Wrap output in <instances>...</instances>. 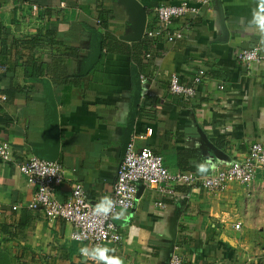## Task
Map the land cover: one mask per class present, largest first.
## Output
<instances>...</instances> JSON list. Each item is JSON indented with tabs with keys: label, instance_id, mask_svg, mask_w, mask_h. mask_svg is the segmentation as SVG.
I'll use <instances>...</instances> for the list:
<instances>
[{
	"label": "crops",
	"instance_id": "1",
	"mask_svg": "<svg viewBox=\"0 0 264 264\" xmlns=\"http://www.w3.org/2000/svg\"><path fill=\"white\" fill-rule=\"evenodd\" d=\"M181 1L139 0L146 27L128 41L122 0H0V142L10 143L13 157L0 160V264L5 257L11 264H167L175 246L186 264H264V170L252 185L220 192L181 184L169 195L140 185L133 207L115 219L122 239L91 247L70 238L71 223L29 207L36 188L16 166L56 150L65 178L54 197L68 201L82 184L93 204H104L132 112L131 136L145 135L135 146L151 147L171 171L208 175L264 142V61L238 58L255 44L264 53V0H220L226 40L216 0H187L199 6L196 14L146 37L159 29L154 8ZM175 30L183 36L168 41ZM95 33L102 52L91 64ZM33 63L41 74L26 73ZM199 68L206 78L193 98L170 92L171 73L189 84Z\"/></svg>",
	"mask_w": 264,
	"mask_h": 264
},
{
	"label": "built area",
	"instance_id": "2",
	"mask_svg": "<svg viewBox=\"0 0 264 264\" xmlns=\"http://www.w3.org/2000/svg\"><path fill=\"white\" fill-rule=\"evenodd\" d=\"M206 4L208 0H201ZM35 13L37 5L32 4ZM200 10L187 0L176 4H160L154 8L159 29L145 32L146 37L166 32L174 18L196 14ZM36 14V13H35ZM183 36L181 30L167 33V40ZM238 58L246 63L260 64L264 61V53L259 44L241 49ZM206 78V70L199 68L193 73L189 84H182L176 73L169 77V90L180 94L185 99L195 96L196 86ZM141 82L145 77L140 76ZM147 133H151L150 130ZM145 135L131 136L125 154L119 165L113 189L104 204H93L88 198L82 184H75L68 201H59L54 197V191L65 178V169L57 160L32 156L16 163L17 168L26 176L28 185L35 186V193L29 207L40 210L50 218H61L73 225L70 238L85 242L91 247H102L109 243H118L122 239L115 219L122 210L133 207L140 185L154 187L172 195L177 185L200 184L209 191H223L228 184L238 183L242 186L252 185L259 172L264 170V142H254L248 152L238 161L218 170L201 176L192 170L171 171L163 163V157L149 146L137 148L135 138ZM0 160L12 161L9 142H0ZM235 229L241 228V222H236ZM87 254V252H83ZM144 264V263H135ZM167 264H186L178 246L173 248Z\"/></svg>",
	"mask_w": 264,
	"mask_h": 264
},
{
	"label": "water",
	"instance_id": "3",
	"mask_svg": "<svg viewBox=\"0 0 264 264\" xmlns=\"http://www.w3.org/2000/svg\"><path fill=\"white\" fill-rule=\"evenodd\" d=\"M122 2L126 6L127 12L130 14V20H131V34L124 35L122 36V38L128 41L140 40L143 36L144 30L146 27L147 11L145 7L139 2V0H122ZM215 3H216V8L218 10V15H219L218 22L220 23V29L223 33L221 37L222 39L226 40L229 36V30L226 25L224 11H223L220 0H216ZM94 36L97 39V48H96L95 57L93 58V61H91V64H93L94 61L95 62L97 61V59L99 58L102 52V44H101V41L98 40L97 33H95ZM137 84H138L137 89L139 90V87L141 85V80L139 78H138ZM139 97H140L139 93H136L134 96L133 106L135 108L138 105ZM54 113L56 115L55 106H54ZM134 120H135V112H132L131 118L128 124V128H127V132H126V135L123 141L122 149H121L122 156H124L127 145L131 139V135L133 133V128H134ZM55 129H58V128L55 126ZM57 140H58V136H57ZM56 155H57L56 150H53L49 152V155L46 156V158L54 160L56 159ZM4 264H11L7 257L4 258Z\"/></svg>",
	"mask_w": 264,
	"mask_h": 264
},
{
	"label": "trees",
	"instance_id": "4",
	"mask_svg": "<svg viewBox=\"0 0 264 264\" xmlns=\"http://www.w3.org/2000/svg\"><path fill=\"white\" fill-rule=\"evenodd\" d=\"M43 72V69L40 65H37L35 63L31 64L29 68H27V74L28 75H39Z\"/></svg>",
	"mask_w": 264,
	"mask_h": 264
},
{
	"label": "clouds",
	"instance_id": "5",
	"mask_svg": "<svg viewBox=\"0 0 264 264\" xmlns=\"http://www.w3.org/2000/svg\"><path fill=\"white\" fill-rule=\"evenodd\" d=\"M115 264H119V261H116Z\"/></svg>",
	"mask_w": 264,
	"mask_h": 264
}]
</instances>
